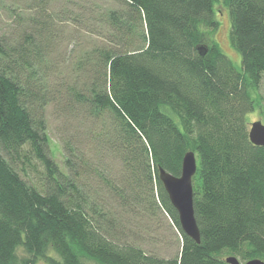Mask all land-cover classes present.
<instances>
[{"label": "trees", "instance_id": "16d2710c", "mask_svg": "<svg viewBox=\"0 0 264 264\" xmlns=\"http://www.w3.org/2000/svg\"><path fill=\"white\" fill-rule=\"evenodd\" d=\"M53 2L30 0V25L15 40L0 38V264L264 261V147L251 142L247 120L264 79V0H119L125 9L106 18L119 50L85 59L94 61L86 87H67L61 99L92 122L95 156L122 164L121 183L102 174L96 185L99 167L73 146L64 145L63 168L49 154L46 108L54 99L43 71L55 37ZM219 3L229 10L241 70L215 40ZM189 151L198 163L199 244L182 231L159 178L161 168L180 176ZM38 164L44 171L35 182L28 169ZM116 209L166 214L181 235L180 253L163 258L124 241Z\"/></svg>", "mask_w": 264, "mask_h": 264}, {"label": "rangeland", "instance_id": "374dc122", "mask_svg": "<svg viewBox=\"0 0 264 264\" xmlns=\"http://www.w3.org/2000/svg\"><path fill=\"white\" fill-rule=\"evenodd\" d=\"M31 4L30 0H0V38L6 36L15 40L20 31L30 25L29 20L36 13L35 9H31ZM48 9L53 19L55 17V37L46 56L43 71L50 95L54 99L46 108L48 134L51 139L49 154L63 168L64 145L68 143L73 146L76 154H82L87 162L97 166L96 168L99 167L100 170H96L91 176L94 185L102 174L105 178L121 183L124 174L121 162L113 155H106L103 158L95 156L88 139L89 132L93 129L92 122L84 116V111L69 108L61 99L67 87L73 86L77 89L86 87L84 70L93 65L94 61L88 62L85 59L93 60L97 51L112 48L119 50L120 47L110 41L106 18L111 11L122 12L125 6L119 0H54ZM215 9L219 23L215 40L234 66L241 70V55L233 46L230 37L229 10L223 3L215 5ZM62 11H67L68 17L65 20L57 17ZM20 23H24V26H20ZM78 65H84L81 71ZM254 97L259 106L247 115L250 126L259 120L264 124V79ZM38 169L41 173L44 171L40 164L36 172L28 169L32 181H40L42 175ZM111 206L114 207L115 202H112ZM115 211L120 213L124 241L136 244L147 253L163 258H174L180 253L181 235L163 212L148 215L142 211L124 212L122 209ZM226 258L227 256L223 257L224 260Z\"/></svg>", "mask_w": 264, "mask_h": 264}, {"label": "water", "instance_id": "95a60500", "mask_svg": "<svg viewBox=\"0 0 264 264\" xmlns=\"http://www.w3.org/2000/svg\"><path fill=\"white\" fill-rule=\"evenodd\" d=\"M249 136L254 145L264 147V124L262 121H255L251 124ZM197 168L196 153L189 151L184 155L180 176H175L161 168L159 178L172 205L179 214L182 231L199 244L201 243V234L195 217L193 190V178L197 173ZM225 261L227 264H264L261 259H253L243 263L235 256H229Z\"/></svg>", "mask_w": 264, "mask_h": 264}]
</instances>
